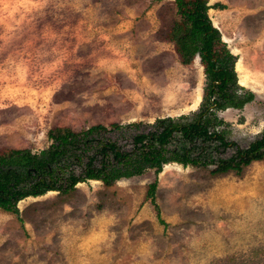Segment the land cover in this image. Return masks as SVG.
Here are the masks:
<instances>
[{
	"label": "rangeland",
	"instance_id": "1",
	"mask_svg": "<svg viewBox=\"0 0 264 264\" xmlns=\"http://www.w3.org/2000/svg\"><path fill=\"white\" fill-rule=\"evenodd\" d=\"M240 1L209 0L225 6L208 15L248 81L210 110L201 57L182 65L168 40L174 0H0V152L42 151L56 128L146 132L207 109L218 116L210 131L236 145L212 156L247 149L264 135V0ZM215 168L165 166L159 217L147 199L154 171L28 198L19 216L0 211V264H264V160L241 174Z\"/></svg>",
	"mask_w": 264,
	"mask_h": 264
},
{
	"label": "trees",
	"instance_id": "2",
	"mask_svg": "<svg viewBox=\"0 0 264 264\" xmlns=\"http://www.w3.org/2000/svg\"><path fill=\"white\" fill-rule=\"evenodd\" d=\"M174 3L175 19L168 40L174 44L182 65L188 67L201 57L210 75L208 109L224 108V100L243 88L235 70L237 56L222 41L220 31L213 27L208 15L210 9L223 10L225 6H211L209 0H174ZM208 109L187 122L186 117L178 121L159 119L146 132L141 131L142 122L96 125L77 132L56 128L48 132L51 144L42 151L0 152V211L19 216V204L28 198L51 192L67 196L79 184L90 181L112 187L122 179L154 171L156 180L149 187L147 199L159 217L156 191L165 166L207 168L213 164L216 167L211 171L213 175L230 171L241 174L253 161L264 160V135L247 149L238 148L229 159L216 160L210 150L220 155L236 145L215 127L210 131V118L217 121L218 116L208 115Z\"/></svg>",
	"mask_w": 264,
	"mask_h": 264
},
{
	"label": "crops",
	"instance_id": "3",
	"mask_svg": "<svg viewBox=\"0 0 264 264\" xmlns=\"http://www.w3.org/2000/svg\"><path fill=\"white\" fill-rule=\"evenodd\" d=\"M253 2H257V1H259V3H263L262 1L263 0H252ZM245 2L247 3H250L249 2V0L248 1H246V0H243V1H240V2H237V5L238 6H244L245 5ZM246 6V5H245ZM227 44H228V42H227ZM235 54H238V55H240V53H235ZM242 67V69H241V72L238 70V68L239 67ZM237 72L239 73V81H240V83H241V85L242 86H247L248 85V81H247V77H246V75L244 74V66H243V63H242V61H241V59L238 61V64H237ZM243 73V74H242Z\"/></svg>",
	"mask_w": 264,
	"mask_h": 264
},
{
	"label": "bare ground",
	"instance_id": "4",
	"mask_svg": "<svg viewBox=\"0 0 264 264\" xmlns=\"http://www.w3.org/2000/svg\"><path fill=\"white\" fill-rule=\"evenodd\" d=\"M241 69H242V67L240 66V67L238 68V70L241 72ZM242 74H243V73H242ZM199 101H200V95H199V93H198L197 96L195 97V99H194V101H193L191 107H192V108H195V107L198 105Z\"/></svg>",
	"mask_w": 264,
	"mask_h": 264
},
{
	"label": "flooded vegetation",
	"instance_id": "5",
	"mask_svg": "<svg viewBox=\"0 0 264 264\" xmlns=\"http://www.w3.org/2000/svg\"><path fill=\"white\" fill-rule=\"evenodd\" d=\"M239 84L241 85L240 81H239Z\"/></svg>",
	"mask_w": 264,
	"mask_h": 264
}]
</instances>
